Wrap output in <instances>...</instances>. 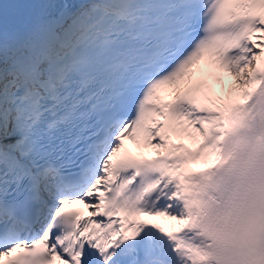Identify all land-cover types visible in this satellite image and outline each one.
Returning a JSON list of instances; mask_svg holds the SVG:
<instances>
[{
    "label": "snow or ice",
    "instance_id": "1",
    "mask_svg": "<svg viewBox=\"0 0 264 264\" xmlns=\"http://www.w3.org/2000/svg\"><path fill=\"white\" fill-rule=\"evenodd\" d=\"M254 113L264 0L0 4V264H231L229 225H193Z\"/></svg>",
    "mask_w": 264,
    "mask_h": 264
},
{
    "label": "clouds",
    "instance_id": "2",
    "mask_svg": "<svg viewBox=\"0 0 264 264\" xmlns=\"http://www.w3.org/2000/svg\"><path fill=\"white\" fill-rule=\"evenodd\" d=\"M224 154L225 163L202 193L207 206L199 210L193 230L208 241L213 229L226 223L233 235L231 264H264V117L254 113L243 120L226 138ZM192 164L209 167L203 160Z\"/></svg>",
    "mask_w": 264,
    "mask_h": 264
},
{
    "label": "rangeland",
    "instance_id": "3",
    "mask_svg": "<svg viewBox=\"0 0 264 264\" xmlns=\"http://www.w3.org/2000/svg\"><path fill=\"white\" fill-rule=\"evenodd\" d=\"M231 81V80H230ZM230 81H228V82H230Z\"/></svg>",
    "mask_w": 264,
    "mask_h": 264
}]
</instances>
